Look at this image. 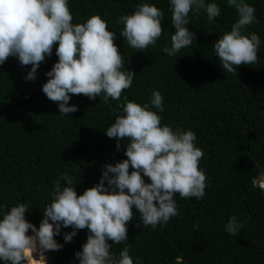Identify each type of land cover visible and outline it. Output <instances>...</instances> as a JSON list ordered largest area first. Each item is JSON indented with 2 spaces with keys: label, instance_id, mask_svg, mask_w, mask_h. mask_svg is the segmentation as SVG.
Segmentation results:
<instances>
[{
  "label": "trees",
  "instance_id": "1",
  "mask_svg": "<svg viewBox=\"0 0 264 264\" xmlns=\"http://www.w3.org/2000/svg\"><path fill=\"white\" fill-rule=\"evenodd\" d=\"M212 2L221 7L220 16L209 22L204 10L190 12L186 27L196 41L169 57L162 49L171 47L170 35L175 33L170 0H69L74 24L98 14L115 32L122 70L136 74L122 97L143 105L150 102V90H159L164 98V111L158 112L162 124L174 131H194L195 144L204 152L200 167L208 183L203 199L176 194L179 214L156 229L145 227L133 207L136 216L127 225L128 241L111 251L118 257L121 248L130 244L134 264L137 259L142 264H264V190L252 183L264 169V0H245L256 9L259 21L247 31L255 32L261 44L258 61L241 66L237 75L223 71L213 47L231 30L237 12L227 0H206ZM141 3L165 13L164 33L146 52H137L119 33L123 29L119 17L131 14ZM56 47L34 81L26 79L31 66H21L14 57L0 65V205L6 206L0 208V219L12 206L26 203L31 207L26 219L37 229L58 176H72L75 190L83 194L99 183L105 164L127 159L123 145L128 141H121L117 151V140L105 134L123 99L110 98L105 104L100 97L72 96L69 106L78 110L60 116L58 105L42 92L46 73L58 62ZM145 181L150 182L147 177ZM232 215L244 224L238 236L225 231ZM71 231L62 228L55 237L63 248L46 253L48 264H79L75 253L88 232L79 230L72 242L65 243L63 235Z\"/></svg>",
  "mask_w": 264,
  "mask_h": 264
},
{
  "label": "clouds",
  "instance_id": "2",
  "mask_svg": "<svg viewBox=\"0 0 264 264\" xmlns=\"http://www.w3.org/2000/svg\"><path fill=\"white\" fill-rule=\"evenodd\" d=\"M227 6L235 8L238 19L213 47L223 71L237 75L238 68L258 61L260 37L247 29L259 21L256 9L245 0H227ZM170 7L175 33L170 35L171 47L162 49L169 57L196 41L195 33L186 27L190 12L204 10L209 22L221 14L217 3L206 0H170ZM164 17L155 5L138 4L131 14L119 17L118 23L123 25L120 36L137 52H146L164 33ZM108 29V22L98 14L74 24L69 0H0V65L14 57L21 66H31L26 79L34 81L40 65L58 45V62L46 73L48 79L42 85L44 95L58 105L60 116L78 110L69 106L72 96L83 95L90 100L100 97L105 104L110 98L123 99L118 105L120 113L105 134L117 140V151L121 141H128L123 145L127 159L105 164L99 183L83 194L75 190L72 176H58L38 229L26 219L31 208L28 204L18 203L5 212L0 219L3 264H48L46 253L63 248L55 237L69 227L72 231L63 235L65 243L72 242L79 230L88 232L86 242L75 253L79 264H134L130 244L121 248L118 257L111 251L114 245L128 241L127 225L136 216L133 207L145 227L156 229L179 214L176 194L182 199L205 197L208 177L200 167L204 152L195 144L196 133L174 131L162 124L158 112L164 111V98L159 90H150V102L143 105L122 97L136 74L122 70L123 55L114 43L116 34ZM252 183L264 190V169ZM243 227L232 215L225 231L238 236ZM135 264L142 262L137 259Z\"/></svg>",
  "mask_w": 264,
  "mask_h": 264
},
{
  "label": "water",
  "instance_id": "3",
  "mask_svg": "<svg viewBox=\"0 0 264 264\" xmlns=\"http://www.w3.org/2000/svg\"><path fill=\"white\" fill-rule=\"evenodd\" d=\"M256 175H257V174H256ZM256 175H255V176H256ZM257 178H258V176H257Z\"/></svg>",
  "mask_w": 264,
  "mask_h": 264
}]
</instances>
